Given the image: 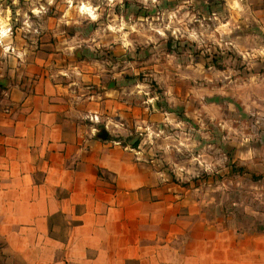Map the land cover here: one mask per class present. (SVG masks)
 <instances>
[{"label":"rangeland","instance_id":"rangeland-1","mask_svg":"<svg viewBox=\"0 0 264 264\" xmlns=\"http://www.w3.org/2000/svg\"><path fill=\"white\" fill-rule=\"evenodd\" d=\"M45 43L62 79L93 60L145 111L93 112L99 133H125L211 224L264 237V0H0V52L21 66Z\"/></svg>","mask_w":264,"mask_h":264},{"label":"crops","instance_id":"crops-1","mask_svg":"<svg viewBox=\"0 0 264 264\" xmlns=\"http://www.w3.org/2000/svg\"><path fill=\"white\" fill-rule=\"evenodd\" d=\"M45 45L21 66L0 52V264H264V237L211 224L125 133L101 137L94 113L145 111L93 60L65 81Z\"/></svg>","mask_w":264,"mask_h":264},{"label":"water","instance_id":"water-1","mask_svg":"<svg viewBox=\"0 0 264 264\" xmlns=\"http://www.w3.org/2000/svg\"><path fill=\"white\" fill-rule=\"evenodd\" d=\"M101 137L106 138V137H107V133H106V132H103V133L101 134ZM135 141H136V139L134 140L133 143H135Z\"/></svg>","mask_w":264,"mask_h":264},{"label":"bare ground","instance_id":"bare-ground-1","mask_svg":"<svg viewBox=\"0 0 264 264\" xmlns=\"http://www.w3.org/2000/svg\"><path fill=\"white\" fill-rule=\"evenodd\" d=\"M84 8L88 9V8L86 7V5L84 6ZM89 10H91V9H89ZM2 32H4V31L2 30Z\"/></svg>","mask_w":264,"mask_h":264}]
</instances>
